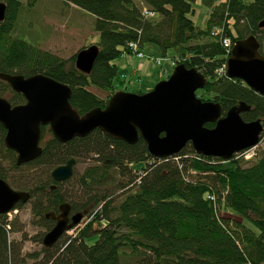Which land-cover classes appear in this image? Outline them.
I'll list each match as a JSON object with an SVG mask.
<instances>
[{
    "label": "trees",
    "instance_id": "1",
    "mask_svg": "<svg viewBox=\"0 0 264 264\" xmlns=\"http://www.w3.org/2000/svg\"><path fill=\"white\" fill-rule=\"evenodd\" d=\"M63 1L95 19L92 27L99 41L85 47H99L91 74L76 68V55L61 59L15 34L19 0H0L7 5L6 18L0 22V73L26 77L41 73L69 86L70 102L83 117L95 108L105 109L123 84L114 61L132 54L129 44L142 49L153 43L165 57L173 52L174 69L185 65L204 74L206 86L197 92L201 100L220 103L223 114L245 102L251 110L242 118L264 125V97L218 72L232 51L213 35L222 29L234 44L255 36L264 56V29L259 27L264 0H201L209 8L205 27L190 17L198 0ZM6 88L12 92V105L26 102L22 94ZM48 133L52 135L50 127L43 126L42 155L17 166V155L5 147L6 130L0 125V151L12 156L10 167L36 173L15 184L17 191L31 194L33 213L47 228L55 223L45 214L58 213L61 204H70L77 213L89 212V221L75 227L74 236L65 234L54 247L43 249L45 264H264V150L250 159L237 153L223 160L199 155L188 144L177 155L159 159L149 153L141 137L130 145L97 129L87 137L60 143L53 135L47 140ZM90 156L94 164L77 178L78 191L64 188L74 176L63 183L53 180L55 168ZM140 163L145 166L138 168ZM8 177L0 167V179L8 183ZM24 206L20 203L14 210ZM7 216L0 215V264H9L12 255L20 253V248L9 245L7 227L13 223ZM93 237L95 242L89 244Z\"/></svg>",
    "mask_w": 264,
    "mask_h": 264
},
{
    "label": "water",
    "instance_id": "2",
    "mask_svg": "<svg viewBox=\"0 0 264 264\" xmlns=\"http://www.w3.org/2000/svg\"><path fill=\"white\" fill-rule=\"evenodd\" d=\"M6 11V3L1 2L0 22L5 20ZM259 27L264 29V20ZM98 55L97 45L82 49L76 54V68L91 74ZM226 76L244 82L264 97V56L255 36L235 43L226 62ZM0 80L26 100L24 104L12 105L0 97V125L6 130L4 143L16 153L17 166L31 163L42 155L43 126H49L60 143L87 137L97 129L130 145L141 137L149 153L159 159L177 155L191 144L199 155L230 160L237 153L257 147L264 133L261 120L247 122L242 118L243 113L251 110L245 102L223 114L220 103L201 100L197 92L205 88L206 77L185 65H176L168 79L144 94L117 91L105 109L95 108L83 117L70 102L72 89L53 78L41 73L28 77L0 73ZM208 123L214 127L207 128ZM75 165L76 160L71 159L55 168L51 173L53 180L63 183L71 179ZM30 199L29 192L14 190L0 179V215L10 213L20 203L27 204ZM70 210L71 205L64 203L59 206L58 214H45L46 219L55 221L43 238L45 248L54 247L88 212L70 217Z\"/></svg>",
    "mask_w": 264,
    "mask_h": 264
},
{
    "label": "rangeland",
    "instance_id": "3",
    "mask_svg": "<svg viewBox=\"0 0 264 264\" xmlns=\"http://www.w3.org/2000/svg\"><path fill=\"white\" fill-rule=\"evenodd\" d=\"M19 1L22 3V6L19 11L20 22L15 34L19 35L26 42L39 46L41 50L50 52L61 59L68 60L88 44L99 41V36L95 35L92 27L95 22L94 17L80 8L73 5L69 6L63 0ZM193 7L195 14L190 15V17L197 26L205 27L209 12L208 6L201 0H198L193 3ZM141 51L145 54L143 58H139L133 54H125L114 61V64L119 67L121 79L124 80L123 84L118 85V91L137 93L143 90L145 93L149 92L160 81L168 79L167 77L174 72V64L171 59L173 52L169 51L165 57L160 47L153 43H146ZM153 58L160 59L162 64L158 65L152 60ZM142 64L145 66V70L138 72L137 75L140 79L138 76L135 78L129 75L135 73V69L140 70L139 67ZM127 74L129 77H127ZM96 92L104 97L106 96L102 91L96 90ZM0 97L8 101L12 97V92L1 84ZM52 135L48 133L46 139L50 140ZM262 150H264V134L261 137L260 144L257 147L249 149L244 157L246 156V159H250ZM11 158V155L1 153L0 151V167L4 172L8 173V183L10 186L17 190L15 184L17 179L36 173L28 168L18 172L15 171L10 167L9 159ZM93 164L91 156L88 159L83 158L77 161L74 167V179L64 188L73 189L72 191L76 190L77 178ZM144 166V163H140L138 168ZM120 193L121 191L115 197H118ZM33 201L24 204L25 206L22 209L13 210L7 216L8 221L13 223L11 227H7L9 245H15L16 248H20L18 256L15 258L12 255V260H9V264H45L46 255L43 252L45 248L43 238L50 231L51 227L50 229L47 228L46 224L40 221L41 217L35 216L32 210ZM87 215L78 227H83L89 221V216ZM76 232L77 228H73L66 233V236H74ZM95 239L96 237H93L87 241L89 244H93Z\"/></svg>",
    "mask_w": 264,
    "mask_h": 264
},
{
    "label": "built area",
    "instance_id": "4",
    "mask_svg": "<svg viewBox=\"0 0 264 264\" xmlns=\"http://www.w3.org/2000/svg\"><path fill=\"white\" fill-rule=\"evenodd\" d=\"M144 13L145 14H148V11L147 9L145 8L144 10ZM152 15V14H151ZM213 35H216V36H220V41H221V44L223 45V47L228 51H232L233 47H234V43L232 42L231 38L230 37H227L225 36L224 32L222 29H215L214 30V33ZM129 48L130 50L132 51V54L133 55H136L138 56L139 58H143L145 56V54L141 51L142 49H140L137 44L135 43H130L129 44ZM154 62H156L158 65H161L162 64V61L160 59H157V58H153L152 59ZM218 72L220 74H224L226 75V63H224L220 69L218 70ZM11 213H8V215H10Z\"/></svg>",
    "mask_w": 264,
    "mask_h": 264
},
{
    "label": "crops",
    "instance_id": "5",
    "mask_svg": "<svg viewBox=\"0 0 264 264\" xmlns=\"http://www.w3.org/2000/svg\"><path fill=\"white\" fill-rule=\"evenodd\" d=\"M95 35H97V33H95ZM139 69H140V70L135 69V70H134L135 73H132V74H129V75L132 76V77H135V78H136V76H138V75H137L138 72H141V71H144V70H145V66L142 64V65L139 67ZM129 75L127 74V77H129ZM138 78H139V76H138ZM139 79H140V78H139ZM149 91H150V90H149Z\"/></svg>",
    "mask_w": 264,
    "mask_h": 264
},
{
    "label": "flooded vegetation",
    "instance_id": "6",
    "mask_svg": "<svg viewBox=\"0 0 264 264\" xmlns=\"http://www.w3.org/2000/svg\"><path fill=\"white\" fill-rule=\"evenodd\" d=\"M0 84L1 85H4L5 87L7 86V85H9L8 83H6V82H4V81H1L0 80ZM10 86V85H9ZM11 88V87H10ZM11 103V102H10ZM12 104V103H11ZM4 145H5V143H4ZM6 147V146H5ZM9 150V149H8ZM11 151V150H10ZM15 153V152H14ZM16 154V153H15ZM17 159V158H16ZM27 192V191H26ZM59 213V212H58ZM57 213V214H58ZM73 215H75V212H74V210H73V208L71 207V210H70V217L71 216H73ZM54 223H55V221H54Z\"/></svg>",
    "mask_w": 264,
    "mask_h": 264
},
{
    "label": "bare ground",
    "instance_id": "7",
    "mask_svg": "<svg viewBox=\"0 0 264 264\" xmlns=\"http://www.w3.org/2000/svg\"><path fill=\"white\" fill-rule=\"evenodd\" d=\"M11 212H12V211H11ZM11 212H10V213H11Z\"/></svg>",
    "mask_w": 264,
    "mask_h": 264
}]
</instances>
